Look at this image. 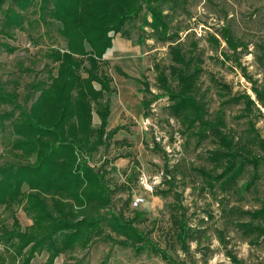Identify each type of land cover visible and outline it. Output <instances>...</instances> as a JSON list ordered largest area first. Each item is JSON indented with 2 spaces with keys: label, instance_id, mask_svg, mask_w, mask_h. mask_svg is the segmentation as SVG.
Instances as JSON below:
<instances>
[{
  "label": "trees",
  "instance_id": "obj_1",
  "mask_svg": "<svg viewBox=\"0 0 264 264\" xmlns=\"http://www.w3.org/2000/svg\"><path fill=\"white\" fill-rule=\"evenodd\" d=\"M187 0H0L1 33L10 35L12 28L33 30L41 23H56L63 46L46 51L47 75L33 79L17 89L16 79L0 77V132H7L0 163V264H30L36 255L45 252L47 264L61 254L83 251L75 264L84 263L89 249L97 240L129 246L137 253L146 249L164 260L178 264L165 248L124 217L113 204L114 189L105 178L102 167L90 160L99 148L110 146L114 135L122 129H107L111 113L110 97L116 92L113 78L104 58L112 47L113 36L125 24L140 17L141 28L149 27V36L166 43L170 63L154 64L155 81L160 90L150 91L145 78L134 80L150 94L140 105L144 116L150 104L165 97L169 114L181 126V133L194 137L196 144L208 141L206 152L210 166L196 170L207 186L215 184L230 189L247 166H251L252 187L258 168L264 165V137L248 123L245 136L227 129L224 106L242 104L240 116L264 109V86L248 73L241 57L247 45L226 24L218 30L226 44L223 60L230 61L251 84L252 94L232 91L230 84L213 74L209 81L220 98L218 108L209 112L206 89H201L203 57L195 41L185 45L180 40L181 26L172 21ZM36 14L27 19L29 8ZM209 39L219 46L215 35ZM8 50L6 43H0ZM264 64V52L259 56ZM115 71L130 76L120 67ZM94 115L98 124H94ZM9 128V129H8ZM243 139V141H242ZM132 156L125 153L121 157ZM137 163V161H135ZM24 185L26 189H24ZM22 210L31 223L22 226L16 215ZM247 221L232 223L243 236L264 246V198L254 210L242 211ZM11 219V223H7ZM175 238L185 247L190 227L183 215L174 219ZM220 238L223 237L220 235ZM233 262L240 264L231 252ZM82 258V259H81Z\"/></svg>",
  "mask_w": 264,
  "mask_h": 264
},
{
  "label": "rangeland",
  "instance_id": "obj_2",
  "mask_svg": "<svg viewBox=\"0 0 264 264\" xmlns=\"http://www.w3.org/2000/svg\"><path fill=\"white\" fill-rule=\"evenodd\" d=\"M25 15L27 19L36 17L31 7ZM1 18L0 14V31ZM141 22L140 17L127 22L122 32L113 36V47L104 56L116 87L110 97L111 121L115 122L113 127L122 125L123 128L114 135L108 148H99L90 164L105 171L106 181L114 189L112 198L116 209H122L127 219L135 217L134 225L165 248L178 264H237L228 256V251L240 264H264V246L243 236L232 223L233 220L247 221L249 216L242 211L260 207L264 198V165L258 168L252 187L247 186L251 166L245 168L230 189L222 190L217 184L209 187L196 169L211 165L206 157L210 142L197 145L194 137L182 134L180 124L169 114L165 97L153 101L148 115L144 116L140 100L143 96L149 99L150 94L134 78L142 80L143 76L150 91L160 92L154 64L167 65L170 58L166 43L149 36L150 28H141ZM172 22L181 26L180 40L187 46L195 41L203 57L200 86L207 91L211 114L218 108L220 98L209 81L210 74L230 84L233 92L252 94L251 84L240 70L223 60L221 51L227 47L219 37L222 25L230 26L247 45V54L241 57V62L264 86V64L259 60L264 52V0H187L185 9L178 10ZM24 25L26 29L12 28L10 35L0 32V43L14 49L10 51L0 45V77L18 80L20 92L31 80L46 77V51L64 45L55 29L56 23L49 29L42 23L33 30L27 29L26 22ZM210 35L219 38V46L209 39ZM115 66L130 77L120 76ZM242 107L235 103L224 106L227 129L243 137L248 123H252L260 137H264V109L262 115L254 110L242 117ZM93 121L98 124L95 115ZM110 125L108 120L107 129L113 128ZM6 134L0 132V163ZM125 153L132 156L121 157ZM134 196L144 198L137 208L131 204ZM0 213L7 214L3 206ZM16 215L22 226L31 223L22 210ZM180 215L190 227L185 247L174 234L173 221ZM260 223L264 224V220ZM83 254V251L61 254L53 264H75ZM46 257L42 252L30 264H47ZM83 257L82 264H172L151 250L137 253L129 246L100 240Z\"/></svg>",
  "mask_w": 264,
  "mask_h": 264
},
{
  "label": "built area",
  "instance_id": "obj_3",
  "mask_svg": "<svg viewBox=\"0 0 264 264\" xmlns=\"http://www.w3.org/2000/svg\"><path fill=\"white\" fill-rule=\"evenodd\" d=\"M143 201H144V198L143 197H141V196H134L132 198V202H131L132 207L137 208L138 206H140L143 203Z\"/></svg>",
  "mask_w": 264,
  "mask_h": 264
},
{
  "label": "crops",
  "instance_id": "obj_4",
  "mask_svg": "<svg viewBox=\"0 0 264 264\" xmlns=\"http://www.w3.org/2000/svg\"><path fill=\"white\" fill-rule=\"evenodd\" d=\"M112 47H113V44H112ZM112 47H111V48H112ZM111 48L107 49L106 53H107L109 50H111ZM106 53H105V54H106ZM105 54H104V56H105ZM104 58H105V57H104ZM112 112H113V111L111 110V113H110V115H109V116H110V118H109V121H110V122H111V124H112V126L110 125L111 127H113V126H114V124H115V122H114V121H111V114H112ZM112 122H113V123H112Z\"/></svg>",
  "mask_w": 264,
  "mask_h": 264
}]
</instances>
